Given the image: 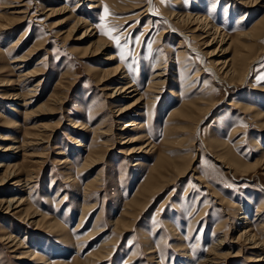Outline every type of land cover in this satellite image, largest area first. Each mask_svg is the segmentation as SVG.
Wrapping results in <instances>:
<instances>
[{
    "label": "rangeland",
    "instance_id": "1",
    "mask_svg": "<svg viewBox=\"0 0 264 264\" xmlns=\"http://www.w3.org/2000/svg\"><path fill=\"white\" fill-rule=\"evenodd\" d=\"M87 1L0 0V163L19 170L5 185L0 182V201L27 199L10 212L5 206L0 209V264H203L214 250L227 254L217 264H264L249 262L264 255V248L250 249L246 240L238 239L246 227L264 240V213L258 215L264 203V172L254 166L263 155L264 120L245 114V108L254 105L264 114V0L254 5L247 4L250 0H153L159 15L174 12L177 19L184 13L207 14L226 40L235 39L246 65L238 67L242 78L234 87L201 68L204 62L232 58L234 51L223 53L228 45L218 40L205 47L204 41L211 38L195 32L197 25L173 19L169 26L155 14H141L149 0H120L109 4L107 12ZM54 9L61 10L54 14ZM81 18L86 24L75 30ZM92 27L95 40L106 36L111 42L97 56L86 49L92 39L80 40ZM181 33L191 35V43L207 55L188 51L179 58L178 52L186 50ZM238 33L248 35L237 39ZM109 54L119 61L104 60ZM23 57V62H14ZM160 59L166 82L160 92H152L148 84ZM120 64L122 74L130 76L125 83L135 81L139 92L114 99V82L101 71ZM20 92L29 96L19 97ZM184 103L192 104L189 115L180 113ZM126 106L129 115L120 117L118 110ZM127 122L134 125L124 131ZM140 123L149 127L153 148L143 155H127V150L149 143H131L144 129L138 128ZM233 128L240 132L232 137ZM95 130L99 134L94 135ZM79 141L86 146H78ZM8 146L20 147L5 152ZM88 148H94L96 164L87 167ZM223 153L237 162L235 175L217 161ZM158 158L178 168L166 173L163 189L141 197L146 207L124 215L127 224L117 230L115 221L127 211L126 202L141 193ZM139 159L146 165L136 168ZM180 170L186 173L178 176ZM3 172L0 169V178ZM97 176L100 184L85 197L86 185ZM30 177L35 182L28 193L19 180ZM84 205L95 206L80 222ZM26 208L46 218L35 214L25 219ZM55 216L68 236L47 231ZM93 229L98 233L92 235ZM7 234L21 239L23 247L7 240ZM221 239L224 244L217 247ZM111 240H116L110 247L114 251L97 261ZM27 250L38 257L21 255Z\"/></svg>",
    "mask_w": 264,
    "mask_h": 264
},
{
    "label": "bare ground",
    "instance_id": "2",
    "mask_svg": "<svg viewBox=\"0 0 264 264\" xmlns=\"http://www.w3.org/2000/svg\"><path fill=\"white\" fill-rule=\"evenodd\" d=\"M130 1H134V0H130ZM251 1L252 0H250L249 3H247V4L254 5L257 0H253L252 2ZM87 2H89L90 5L93 4V5H91V7H94V8H103V7L107 8V7H109V4L111 5V4L118 3V2H120V0H112V1L109 0L107 2L104 1V0H90V1H87ZM154 4L155 3H154L153 0H149L148 4L146 5L147 8L141 14L148 13V14H150L149 16H152V14H155L156 16L165 19L166 22L169 24V26H171L172 24H174V23H172V20L176 18V17H173L174 16V12L173 13H170V14H167V15H159L160 12H159V14H157L156 11H153ZM116 6H117V4H116ZM60 10L61 9H59V10H55L54 9L53 11L52 10L51 11L55 14V12L57 13ZM184 14L183 15L180 14L179 17L177 19H175L176 20L175 23L177 22L178 24H182L184 26L192 25V24L197 25L198 28L195 30V32H198V30H201V34H202V32L205 33V34H202V35H206L209 38H211V39H209L207 41H204L203 44H205V47H211V46H213L214 45L213 43L215 42V40H216V42L218 40V41H220L221 45H223V44L224 45H228L227 48H225V47L222 46L223 47L222 50H224L223 53H226L227 54V52L230 53L231 50L234 51L233 52V55H232V58H226L225 60H223L220 63L219 62L216 63L215 62L216 60H215V61H213V64L212 65H210L209 63H205L204 62V64H202V67H201L205 71H208L209 70L210 72L214 73L215 74V77L217 78L218 81H225L228 84V87H234L235 86L234 83L236 84L237 80H241L240 78H242V72L240 71L241 69H239L238 67L241 68V67H243V65H246V62H244L245 61L244 59H246V58L243 55H240L239 54V52H238V46L239 45H236L235 39L234 38L233 39L232 38H229V39H227L228 40V42H227L226 38L228 36L224 32L221 31V28L220 27H218L216 24L212 23L213 21L211 20V17L209 15H207V14L206 15L205 14H203V15L198 14L197 17H192L189 14L186 15V13H184ZM176 15H178V14H176ZM150 23H151V19L149 21V25H150ZM85 24H86V20L84 18L78 19L76 25L74 26V29L77 30L76 26L77 27H78V25L79 26H84ZM0 29H1V27H0ZM91 29H92V31L89 34H88V32L90 30L87 29L86 33L83 34V36L80 38V40L85 41V40H89V39L91 40L92 39L91 40L92 43L90 42L88 44L89 45L88 48H86V49H88V51H89V49L91 48L92 51L90 52V55L92 54L94 56H97V55L101 54L104 50L108 49L109 46L111 45L110 44L111 42L109 40L107 41V37L106 36L104 38H102V39L95 40L94 37H96L97 33L92 34V32L95 29L93 27ZM201 34H199V38L202 37ZM90 35H92V36H90ZM237 35L239 37V38L236 37L237 39H243L244 36L248 35V33H245V34L238 33ZM179 37L182 38L184 40L185 44H186V46L184 47V49H186V50H184V51L181 50L182 53L181 52H178L177 55L180 56L179 58H181V55H179V54H183L184 55L188 51H193V52L199 53L203 57H205L207 55L206 52H203V51L198 50L196 48V46H194L191 43V40H192V36L191 35H186V33H181V35H179ZM182 45H183V43L181 42V45L178 47V49L182 48ZM216 52H217V49L214 50V51H212L211 54L208 55V56L209 57L215 56L214 54ZM1 53H3V52H2V49L0 47V54ZM178 56H177V58H178ZM24 58L25 57H23L20 60H16L14 62H23L25 60ZM177 58L175 60H177ZM104 60L110 61V63H116V62L119 61L118 60V57L116 55H113V54H109V56L107 58H105ZM180 63L181 62L178 63V61H175V64H177L179 66H180ZM161 65H162V60L160 59L157 62V65L155 67V70L156 71H154L151 74L152 77H151V80H150V82L148 84L149 85L148 86V90L149 91H152V92H160V89L165 85L166 80L163 81V78H164V74L165 73H162V71H160V70H163L164 69L163 66L161 67ZM123 71H124V67H121V64L118 65L117 67L113 68V70L101 71V73L105 76V78H108L107 80H109V78H110V80L111 81L113 80V82H114V86L115 87L114 88H110V90L113 92L112 95H111V98H114V99H122L121 97L124 96V95H126V93L129 94V93H131L133 91H136V90H137V92H139L138 85H137V83L135 81L134 82H129V84H126L125 83V81H127V79H129V81H130V76L129 75H125L126 74V71H125V73L122 74ZM34 73L37 74L38 71H35V72L31 73V76H33ZM222 74L225 75L226 79L229 77L228 80H230V81L228 82L225 79L223 80ZM244 79H246V78L244 77ZM244 79L242 81H244ZM215 81H216V79H215ZM123 82L125 84L122 86ZM36 87H39V84ZM117 87H121V88H117ZM22 88L24 89V86ZM21 94L22 93L20 92V96L19 97L27 98L29 96L26 93H23L22 95ZM115 94H116V96H115ZM17 95H19V94H17ZM137 101H138V99L135 101V103H138L139 102V101L138 102ZM57 102L59 103L60 102V99H58ZM184 105L185 106L180 109V113L181 114H188L189 115L191 113V111H193L192 110V106H191L192 104L189 106V105H187V104L184 103ZM230 105H232V104H230ZM198 109H200V108H198ZM255 109H256L255 105L254 106H248V107L245 108V114L252 115L254 119L259 120V121H263L264 120V114H261L260 112H258ZM129 111H130V107L126 106V108H120L118 110V113H120L119 114L120 117H124L127 114L129 115ZM175 111L177 112V110H175ZM175 111L172 112V113L173 114L176 113ZM176 114L179 115L178 113H176ZM171 117H173V116H171ZM148 118H150V117H148ZM73 125L76 126L75 124H73ZM79 125H81L84 129H88L89 128L86 124H79ZM132 125H134V123L127 122L125 124L124 131L127 130V129H129ZM144 126L145 125H143V123H140L138 125V128L141 130V129L144 128ZM74 128H76V127H74ZM238 129L235 128L234 129V132L233 133L231 132L232 133V135H231L232 137L235 136V135H237L238 132H240L239 131L240 129L239 130ZM148 130H149V127L144 128L143 131H142V133L139 134L137 137H134L131 143L132 144H134V143H145V142H148V141H149V143H146L144 146L142 144V146L139 147V148L136 147L137 148L136 150H135V148L127 150V152H128L127 155H130V154H133V155L134 154H136V155H143V151L145 152L146 148H148V147H152L153 148V146H152L153 144L149 140L150 136H149V134H147L148 133ZM95 134H99V132L97 130H95L94 135ZM103 135H106V134H103ZM47 137L50 138V136H47ZM4 140L7 141L8 139L5 138ZM178 141H181L182 142L183 139H180ZM123 144H125V143H123ZM78 146H82L83 147V146H86V145L82 141H79ZM16 148H14V146H12V147L8 146L5 152L14 151V150H16ZM88 149H89L88 150L89 156L87 155L88 157H87V159H85L86 160L85 165H87V167L96 164V160H95V156H94L95 155L94 148H92V149L91 148H88ZM217 159H218L217 161H219L220 163H222L223 167H225L226 169H230L234 173V175L236 173H238L239 170L237 168H235V166H234L237 162L236 163L233 162V160H231L229 157H227V155H225L224 153L223 154H219L217 156ZM143 165H146L145 164V160L143 162L141 159H139V160H136L135 161V163H134L133 166L136 167V168H139V167H141ZM254 166H255V168L258 167L260 171H263L264 172V150H263L262 157L260 158L259 161H257V163ZM2 168H4V172L1 174L2 176L0 178V182L2 183L1 185H5L4 183L7 180L14 179V177H17V174H16V171H17V168H18L17 165H13L12 166L10 164L0 163V169H2ZM176 168H178V165L177 164L175 166L174 165H171L170 167H168L167 165H165L158 158V161H156V163L154 165H152L150 167V169H149L150 170V173H149L150 175H148V177L144 180V183H143V186L144 187L141 189L142 190V191H140L141 193L138 192V193H140L139 195L136 194V196H134L133 199L129 200V202H126V210L127 211H124L123 214L117 219V221H115V225L114 226H115V228L117 230L120 229V226H124V225L127 224V222L125 221V218H123L124 215H128V214H131L133 212L135 213L136 211H138V210L143 209V208L146 207L147 201L144 202V200H141V197L143 195H145L146 192L152 193L154 189H159V190L163 189V186H164L163 180H164V177H165L166 173H168L170 171H174V170H176ZM17 172H19V170ZM185 173H186V170H180L178 176H181L182 174H185ZM18 174H20V173H18ZM20 177H19V179H20ZM98 177L99 176H97L96 178H94L93 180H91L90 183H88L86 185V187H85L86 188V191H85V195H84L85 197L87 196V193L88 192H92L91 190H93L92 188H94L96 186V184H100ZM34 178L35 177H30L28 179L19 180V183H21L22 181H24V183H25V186L24 187H26L25 190H27V192L29 191L28 193L31 192V188H29V185L30 184H33L35 182L34 181ZM70 178H71L70 180L73 181V183L76 182V177H70ZM153 195H154V193L151 194L150 197L152 198ZM15 200L16 199L13 198V199H10V200H2V201H0V209L5 206V209H7V211L10 212L11 209H12V207H14L13 206L14 204H16V207H15V209H16L17 207H20L21 205L24 204V202L27 201V199H24L23 200L21 198H18L16 201ZM94 206L92 205V206H88L87 207V205H84L83 212H82V215L80 217V222L87 215V211H89V208L92 209ZM23 210H25V215H24V218L25 219H27L31 215H35V214L36 215H40L41 219H45L46 218V216L44 214H40L35 209L32 210L31 208L30 209L29 208H26V209H23ZM258 212H259L258 215H260V216L263 215V213H264V203L259 207ZM259 218H257V219H259ZM41 219L34 220V222L36 223V225H40L41 224L40 223ZM243 219L248 220V217L245 216ZM245 223L248 224V223H251V222L250 221H246ZM223 226L224 225H222L218 229V231H217L218 234H219L220 231L223 230ZM46 229H47V231L49 233H52V234H54L56 236H60L62 238L64 237V234L65 235L67 234L66 233L67 232V228L64 226V224L62 223V221L60 220V218L58 216H55L53 218V222L52 223L51 222L48 223V225L46 226ZM261 230H262V233H264V227H261ZM97 233H98V229H93L92 235L93 234H97ZM7 235H8L7 236L8 239L6 238L7 240L10 239L11 242H15L17 240V238H12L11 237V234H7ZM66 236H68V235H66ZM65 239H66V237H65ZM238 239H244V240H246V242H248V244H250V246H251L250 249H252V248L255 249V248H259V247L262 248V249L264 248V240H263V238L258 237V235H256L254 233V231L246 230V227L241 228L240 235H239ZM17 241L18 242H17L16 245L19 246V248L20 247H23V244H24L23 241L21 239H19ZM7 243H8V241H7ZM109 243H111V245L110 244H106V246L104 245V247H102L103 249L105 247L107 249L104 250L103 254L99 255V257L97 258V261H100V260L104 259L105 257H109L110 254H111V252L114 251L115 248L111 249L110 247H114V245H116V240H113V241L111 240V242H109ZM223 244H224V239H221L219 241L217 247H221ZM20 245H22V246H20ZM153 252H156V251H153ZM23 254L27 258H31V259H33L35 257H38V255L36 254V252L30 251V250H27L25 252H22L21 255H23ZM226 256H227V254L224 255V254H221L220 252H218L217 250H214L213 253L211 254V257L209 258V260L208 261H205L203 264H209L210 262H212L211 264H217L218 263L217 260H221V258L225 259ZM19 258L21 259V258H23V256L22 257L20 256ZM263 260H264V255L261 254L258 257L254 258L252 260H249V262H253V261L254 262H260L261 261L262 262ZM44 262H46V263L48 262L49 263V260H45Z\"/></svg>",
    "mask_w": 264,
    "mask_h": 264
},
{
    "label": "snow or ice",
    "instance_id": "3",
    "mask_svg": "<svg viewBox=\"0 0 264 264\" xmlns=\"http://www.w3.org/2000/svg\"><path fill=\"white\" fill-rule=\"evenodd\" d=\"M105 11L107 12V8H105ZM111 38L115 39V37H111ZM116 42H117V44H119V40L118 39L116 40Z\"/></svg>",
    "mask_w": 264,
    "mask_h": 264
}]
</instances>
